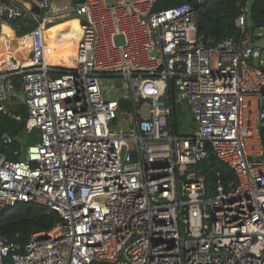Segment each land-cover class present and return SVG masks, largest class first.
Listing matches in <instances>:
<instances>
[{
    "label": "built area",
    "instance_id": "obj_1",
    "mask_svg": "<svg viewBox=\"0 0 264 264\" xmlns=\"http://www.w3.org/2000/svg\"><path fill=\"white\" fill-rule=\"evenodd\" d=\"M209 1L42 0L43 14L0 4L7 23L37 24L24 36L30 64L9 58L0 71V115L13 116L18 76L25 130L39 135L14 151L21 161L5 152L12 133L1 137L0 216L19 204L60 216L26 244L0 238V264H264V62L245 9L237 35H198ZM68 17L82 36L62 71L46 48L49 25ZM178 99L193 134L175 129ZM211 154L234 172L230 189L208 180L215 166L201 170Z\"/></svg>",
    "mask_w": 264,
    "mask_h": 264
},
{
    "label": "trees",
    "instance_id": "obj_2",
    "mask_svg": "<svg viewBox=\"0 0 264 264\" xmlns=\"http://www.w3.org/2000/svg\"><path fill=\"white\" fill-rule=\"evenodd\" d=\"M21 5L30 6L36 13L43 14L41 7L42 0H15ZM192 0H159L154 10L162 11L174 6L189 3ZM7 0H0V4ZM249 0H239V5L245 9ZM250 19L254 28L264 27V0H254L250 8ZM59 21V20H58ZM56 22V21H55ZM67 22V23H66ZM51 24L49 32V51L47 58L49 62L62 71L68 69V59L71 54L77 52L79 41V22L74 17L65 18L60 24ZM64 23V24H63ZM10 29L6 26L5 33L12 44L20 43L29 45L31 42H25V37L21 38L35 30L36 23L24 19H16L8 22ZM197 32L204 39L213 38L216 42L225 40L238 34L236 23L225 14L224 0H211L197 9ZM15 37L21 38L16 39ZM11 53L0 52V71L7 69L8 57ZM14 55V54H13ZM16 56V55H15ZM17 57V56H16ZM19 60V59H18ZM55 64V65H54ZM14 113L21 117V121L13 116L0 115V138L3 133L10 131L15 141L5 150L7 158L13 161L24 159L23 152L15 155L14 151H20L24 147L25 141L32 142L25 130L28 118L26 105H20ZM174 120L175 129H180L178 123V113ZM28 136V137H27ZM261 138L264 146V127L261 129ZM28 139V140H27ZM38 139V138H37ZM33 143V142H32ZM31 143V144H32ZM216 171L220 172L217 177L213 171L208 172V180L212 183L218 179L222 181L226 189H230L236 182L234 172L223 164L215 166ZM213 190L210 188V192ZM60 220L57 213H49V210L37 204H19L9 212L0 216V238L9 242L26 244L35 233L49 232L53 229L55 223Z\"/></svg>",
    "mask_w": 264,
    "mask_h": 264
},
{
    "label": "rangeland",
    "instance_id": "obj_3",
    "mask_svg": "<svg viewBox=\"0 0 264 264\" xmlns=\"http://www.w3.org/2000/svg\"><path fill=\"white\" fill-rule=\"evenodd\" d=\"M253 1L254 0H249L247 6L245 8L246 17H247V24H248L249 29L254 28L252 23H251V19H250V8H251ZM63 20L64 19H62L60 21H56L53 24L54 25L58 24L57 22H59V24H60ZM254 36L257 38L256 43H255V51L261 55L260 58L258 57V58L254 59V63L256 65H260L261 61L264 62V27L263 28H254ZM193 37L194 36L192 34V38ZM116 42H117V44H122V42H123L122 37L116 38ZM105 81H106L105 86L108 88H111L113 86V84H116L115 86H117V84L119 83V82H117V80L112 79V78H106ZM12 104H14L13 101H12ZM177 113H178V123H179V127L181 128V132L184 134L195 133L196 129H195V125H194V122L192 119V114L189 110V106H188V103L186 101L180 102V99H178ZM28 136L33 143L39 139V135L37 132H33ZM32 142L25 141L23 143H24V146L26 147L29 144H31Z\"/></svg>",
    "mask_w": 264,
    "mask_h": 264
},
{
    "label": "bare ground",
    "instance_id": "obj_4",
    "mask_svg": "<svg viewBox=\"0 0 264 264\" xmlns=\"http://www.w3.org/2000/svg\"><path fill=\"white\" fill-rule=\"evenodd\" d=\"M6 26L7 25H4L2 28L5 30ZM78 32H79V40H80V38L82 36V29H81L80 26H79ZM7 41H8V38L6 36L5 31H3V38L0 39V50L15 54L19 60L22 59V60H24V63L27 64L29 62V58L28 57H29L30 52H31V50L33 48L32 43L29 44L26 48H23L22 44H20V43L12 44L10 42L9 44H7L8 43ZM25 42H31V36L25 37ZM49 45H50V39H48V45H47V48H46V53H48V51H49ZM76 54H77V52L74 53V54H71L69 56L68 62H69L70 65L73 64V61H74V58L76 57Z\"/></svg>",
    "mask_w": 264,
    "mask_h": 264
},
{
    "label": "crops",
    "instance_id": "obj_5",
    "mask_svg": "<svg viewBox=\"0 0 264 264\" xmlns=\"http://www.w3.org/2000/svg\"><path fill=\"white\" fill-rule=\"evenodd\" d=\"M4 22H6V24L5 25H7L10 29H12L10 26H9V24L7 23V21H5L2 17H0V39H2L3 38V31H5L2 27L4 26ZM67 23V22H66ZM64 24V23H63ZM51 28L49 27V30H50ZM12 31H13V29H12ZM14 32V34H15V31H13ZM27 35H29V34H27ZM16 39H21V38H24V36L23 37H21V38H18V37H15ZM8 43L7 44H9L10 43V40H8L7 41ZM23 46V48H26L28 45H22ZM0 52H6V51H3V50H0ZM8 53H10V52H8ZM9 58H13V59H17L18 60V58L15 56V54L13 55V53H11V55L8 57V59ZM29 62L27 63V64H30V60H31V58H32V50H31V52H30V55H29ZM47 60H48V58H47ZM19 61H21V62H23L24 63V60H19ZM9 62V61H8ZM48 62H49V60H48ZM24 64H26V63H24ZM49 64H51L50 62H49ZM52 65V64H51ZM55 65V64H54ZM6 70V69H5ZM1 71H4V70H1ZM12 83L15 85V88H16V91H15V93H14V95H13V97H12V99H11V101H10V103H9V105H8V107H9V109H10V111L12 112V114L14 115L15 113H14V110H16L17 108H18V106H20V105H25L24 104V102H23V95H22V85H21V82H20V78L18 77V76H15V77H12ZM12 101H13V103L14 104H12ZM14 116H18V115H14ZM1 137H2V135H1ZM0 143H1V138H0Z\"/></svg>",
    "mask_w": 264,
    "mask_h": 264
},
{
    "label": "water",
    "instance_id": "obj_6",
    "mask_svg": "<svg viewBox=\"0 0 264 264\" xmlns=\"http://www.w3.org/2000/svg\"><path fill=\"white\" fill-rule=\"evenodd\" d=\"M225 1V14L232 20L236 21L241 15H244V9L239 5V0H224ZM5 21H8V12L5 11L0 14ZM4 25L6 22L3 23ZM158 53L157 51L155 52ZM264 70V68H263ZM1 160V155H0ZM220 164V161L216 158L214 154H211L207 160L203 161L201 164V170L206 172L209 168L217 166Z\"/></svg>",
    "mask_w": 264,
    "mask_h": 264
}]
</instances>
